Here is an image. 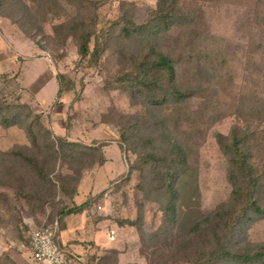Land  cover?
I'll return each instance as SVG.
<instances>
[{
    "label": "rangeland",
    "instance_id": "374dc122",
    "mask_svg": "<svg viewBox=\"0 0 264 264\" xmlns=\"http://www.w3.org/2000/svg\"><path fill=\"white\" fill-rule=\"evenodd\" d=\"M91 1L103 4L96 12L98 30H105L112 35L119 33L126 21L137 26L144 25L158 3V0ZM23 2L39 18L43 35L48 36L52 42L38 35L35 29L30 31L35 34L31 38L19 26L0 16V99L5 104L21 103L30 106L37 116L34 119L36 130L39 127L51 130L54 136L52 139L61 137L71 143L102 150L107 163L102 168L87 170L89 173L81 182L79 195L75 199L80 205L89 196L95 197L87 208L90 213L85 215V218L91 219H88L90 223L81 216L77 218L87 222L91 231H94L97 220L102 219L104 222L100 225V234L106 236L107 231L115 229L116 235L120 237L118 243L123 247L127 244L128 251L133 252L130 240L133 236L139 239L138 229L121 225V222H140L143 230L152 234L160 225L161 213L157 205L144 199L145 194L139 187L140 174L131 173V167L138 156L122 134L124 117L147 114L146 107L132 101L125 86L119 82V77L130 64L116 49L120 51L125 47L118 40L107 47L94 67L88 66L87 62L80 63V56L72 40L63 47L53 39L58 28L77 16V10L70 1ZM185 7L197 8L201 12L196 25L198 32L219 39L218 43L212 40L202 43L196 37H188L187 45L194 46L201 52V56H209V50L212 49L231 57L228 70L221 73L222 86L207 90L205 98H192L183 105L186 110L183 115L189 120L183 129V140L189 153V169L192 177L198 180L200 211L209 214L218 205L228 202L233 190L228 179V160L216 135H228L234 126H247L246 121L235 113L246 99L244 95L247 87H251L257 76L254 63L264 62V0H196ZM189 27L188 21L174 25L169 33L171 38L164 43L165 48H178L175 39H178L181 29L185 31ZM98 34L102 33L98 31ZM218 62L220 60L215 64ZM59 73L65 74L68 82L67 87H64L65 93L60 97L56 84V75ZM51 75L53 79H49ZM72 84L74 87L69 90ZM207 103H210L211 108ZM219 115L226 117L214 125L208 124L211 116L221 117ZM254 123L258 130L264 132V112L256 117ZM250 143L252 162L261 178L259 197L264 207V133L261 142ZM17 145L26 148V153L38 155L44 151L35 148L28 133L22 128L7 129L0 125V157L4 156L3 152ZM45 159L49 171L55 168L50 171V177L55 182H58L59 175L75 174L72 166L76 170L82 169V166L67 161L53 162L49 151ZM5 166L9 164L0 161L2 176L8 172ZM15 174L19 187L26 185L33 191L35 180L22 166L16 167ZM7 176L11 177L10 174ZM109 178L114 180L110 181ZM0 192V264H35L28 250L30 231L39 228L34 215L38 214V221L45 222L55 215L56 210L51 205L45 206L43 213L33 210L37 200L17 195L12 185L7 184ZM58 199L72 206L71 201L62 193ZM19 210L28 215L24 219L26 227L23 228L17 222L16 214ZM77 230L78 227L69 235L75 236ZM247 235V241L251 243H264V216L251 224ZM8 251L12 257H6ZM141 264H146L144 258Z\"/></svg>",
    "mask_w": 264,
    "mask_h": 264
},
{
    "label": "trees",
    "instance_id": "16d2710c",
    "mask_svg": "<svg viewBox=\"0 0 264 264\" xmlns=\"http://www.w3.org/2000/svg\"><path fill=\"white\" fill-rule=\"evenodd\" d=\"M68 1L76 8L77 16L58 28L53 39L63 47L72 40L80 63L87 62L90 67L99 63L102 53L111 43L121 41L125 48L116 49V52L130 66L119 77V82L125 86L132 101L137 105L143 104L147 109L146 115L124 117L122 132L138 156L131 173L140 174L139 187L145 194L144 199L157 205L161 213L160 225L152 234H147L140 222H121V225L138 229L140 257L146 264H264V243L247 241V229L264 216L259 197L261 178L252 162L250 148V141L261 142L264 133L254 123L256 117L264 112V62L254 63L257 76L251 87H247L246 99L235 113L246 121L247 126H234L228 135H216L229 164L231 197L211 213L203 214L200 211L198 180L192 177L189 153L183 140L184 125L189 121L183 115L186 112L183 105L192 98H205L207 90L222 86L221 73L228 70L231 57L212 49L209 56H201L194 46L187 45L188 37H196L202 43L219 41L196 29L201 12L197 8L185 7L196 0H158L157 7L144 25L137 26L125 20L127 23L124 21L123 29L113 35L98 30L96 12L103 4L98 5L91 0ZM0 16L19 26L31 38L35 37L30 33L34 29L38 35H43L39 18L23 0H0ZM187 21L189 30L181 29L178 39H175L179 47L165 48L164 43L171 38V28ZM43 37L50 41L48 36ZM218 60L220 62L215 64ZM56 80L60 97L65 93L67 76L59 73ZM73 87L74 84L69 86V90ZM207 104L211 108L210 103ZM219 116H211L208 124L214 125L226 117ZM36 118L27 104H5L0 99V125L7 129L22 128L35 148L44 150L36 155L26 153V148L17 145L3 152L0 161L9 164L5 167L11 177L0 175V189L7 184L12 185L17 195L37 200V206L32 209L41 213L47 205L54 207L55 215L45 222L38 221V214L34 218L39 228H54L61 243L60 235L66 228V219L84 213L95 200L94 196H89L85 203H75L80 184L89 173L87 170L102 168L107 159L100 148L71 143L61 137L52 139L51 130L43 127L36 130ZM48 151L53 162L67 161L82 166V169L76 170L72 166L75 174L59 175L58 182L53 181L50 171L55 168L49 171L46 166ZM17 166H22L34 178L33 191L26 185L19 187L16 184ZM60 193L71 201V207L58 199ZM16 215L19 227H26L24 219L28 215H24L22 210ZM63 247L68 250L67 246ZM10 254L6 252V257H12ZM74 256L79 259L78 255Z\"/></svg>",
    "mask_w": 264,
    "mask_h": 264
},
{
    "label": "crops",
    "instance_id": "0c3cea01",
    "mask_svg": "<svg viewBox=\"0 0 264 264\" xmlns=\"http://www.w3.org/2000/svg\"><path fill=\"white\" fill-rule=\"evenodd\" d=\"M49 79H53L52 75L49 77ZM109 180L113 181L114 178H109ZM87 213L90 212L87 210L82 214L69 216L66 219V228L60 235V242L62 243V245L67 246L69 251L79 256V264L143 263V258H141L138 254L137 236L131 237L130 240V243L132 241V245L134 247L133 252L128 251L127 244H125V246L123 247L122 244L118 243V238L120 237L116 235L117 232L115 229L111 228L109 231H107L106 236L100 234V225L104 222L102 219L97 220L94 231H91V229L87 227V222L90 223L89 220H91L88 217L85 218V215H88ZM78 216L83 217V219L87 222H85L84 220H78ZM77 227L79 228V230H77L76 235L70 236L69 234H71L73 232V229ZM111 232H114V239H111L109 237ZM67 235L70 236L68 237V239H66ZM125 241L127 242V240ZM113 244H115V246H113ZM81 249H83L84 251L82 252ZM30 256L32 258L31 253ZM32 261L34 262L33 259Z\"/></svg>",
    "mask_w": 264,
    "mask_h": 264
},
{
    "label": "built area",
    "instance_id": "2783aa9c",
    "mask_svg": "<svg viewBox=\"0 0 264 264\" xmlns=\"http://www.w3.org/2000/svg\"><path fill=\"white\" fill-rule=\"evenodd\" d=\"M109 237L114 239V232ZM63 246L58 242L54 228H35L30 231L28 250L36 264H79L74 253Z\"/></svg>",
    "mask_w": 264,
    "mask_h": 264
}]
</instances>
